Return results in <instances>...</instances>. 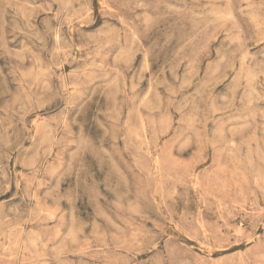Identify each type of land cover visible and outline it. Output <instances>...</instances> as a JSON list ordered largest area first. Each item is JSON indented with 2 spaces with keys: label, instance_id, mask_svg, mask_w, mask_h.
Segmentation results:
<instances>
[{
  "label": "rangeland",
  "instance_id": "1",
  "mask_svg": "<svg viewBox=\"0 0 264 264\" xmlns=\"http://www.w3.org/2000/svg\"><path fill=\"white\" fill-rule=\"evenodd\" d=\"M0 264H264V0H0Z\"/></svg>",
  "mask_w": 264,
  "mask_h": 264
}]
</instances>
